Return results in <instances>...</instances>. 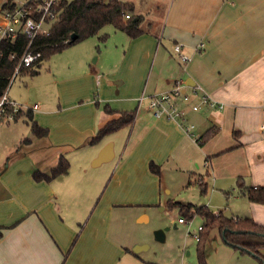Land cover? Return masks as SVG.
<instances>
[{
	"label": "crops",
	"instance_id": "crops-1",
	"mask_svg": "<svg viewBox=\"0 0 264 264\" xmlns=\"http://www.w3.org/2000/svg\"><path fill=\"white\" fill-rule=\"evenodd\" d=\"M7 1L0 0V22ZM122 1L142 16V34L113 26L112 41L108 33L99 50L94 36L71 45L50 61L40 90L31 82L26 95H9L24 113L0 131V264H165L133 251L141 235L135 224L148 220L145 206L162 202L171 185L190 180L205 185L211 211L226 208L229 217L264 225V204L238 186L239 177L264 185V0ZM161 8L157 24L144 27L145 14ZM43 62L32 67L35 76ZM177 80L184 91L200 87L224 105L194 111L181 103L195 134L209 136L202 144L150 109L151 96ZM28 111L46 135H34ZM122 112L133 113V122L92 143ZM109 143L113 158L93 165ZM62 157L67 174L36 179Z\"/></svg>",
	"mask_w": 264,
	"mask_h": 264
},
{
	"label": "trees",
	"instance_id": "trees-1",
	"mask_svg": "<svg viewBox=\"0 0 264 264\" xmlns=\"http://www.w3.org/2000/svg\"><path fill=\"white\" fill-rule=\"evenodd\" d=\"M15 5L16 2L14 0H8L3 5V10L12 8ZM134 9V4L122 0H60L56 8L58 14L56 19L51 22L49 33L38 35L32 43V49L42 53L38 64L71 45L97 35L106 25H113L116 30L124 31L130 37H138L144 32V29L140 26L142 16L134 15ZM127 15H130V17L127 18ZM73 34H77L78 38L76 40H72ZM106 38L107 35L101 36L102 41H105ZM28 43L29 39L25 35H20L14 40L3 39L0 41V97L8 89L20 57ZM12 54H16V56L13 58ZM25 70L30 71L33 75L39 72L38 69L32 67H22V71ZM23 113L22 109L16 112L15 118H20ZM28 113L34 135H46L48 130L41 127L33 119L29 111ZM133 120V113L122 112L118 118L111 119L101 127L91 142L99 141L105 135L115 132L123 126L130 125ZM207 137L209 136H202L198 142L202 144ZM30 140L27 137L24 141ZM152 168L155 172H159L157 165L152 164ZM69 170V161L62 157L50 175L36 173L35 177L37 180L43 178L52 179L67 174ZM191 183L192 181L190 180L189 184ZM238 186L250 201L264 204V185L247 186L244 178L239 177ZM200 187L203 192H206L204 184H200ZM170 205L180 208L181 218L183 219H193L196 215H200L203 218L204 223L200 226L197 246L201 264H207L206 242L211 231L215 228L219 229L227 244L255 255L260 260V264H264V255L260 252L261 248L264 247L263 224L248 217L236 218L229 217L222 211L213 212L207 205L197 207L190 203L182 204L174 201H171ZM1 236L2 229L0 228V238Z\"/></svg>",
	"mask_w": 264,
	"mask_h": 264
},
{
	"label": "rangeland",
	"instance_id": "rangeland-1",
	"mask_svg": "<svg viewBox=\"0 0 264 264\" xmlns=\"http://www.w3.org/2000/svg\"><path fill=\"white\" fill-rule=\"evenodd\" d=\"M15 1L21 3L25 0ZM162 11L163 9L161 8L158 13H146V21L142 23V25L151 30L150 27L154 24L156 25L157 20L159 21ZM111 28H113V25H106L97 35L90 39L94 42H98L96 47L97 50L102 48L108 41V33L112 34L110 35V42L112 41L115 34L114 32L117 31H113L115 28ZM117 34H124V36H126L125 33ZM103 35H107L105 43L101 40V36ZM65 52L67 51L56 53L51 59L45 60L42 67L39 68L42 72L39 75L33 76L29 73L18 74L8 87L10 93L8 95L12 97L16 95H26V85L31 82H33L36 87H39L38 90H40V86L47 83V78H50L47 72L50 61L54 57L58 60V56H62ZM34 91L35 89L31 90V92ZM54 94L53 91L50 96ZM31 95L36 96V92ZM18 123L25 124L23 120ZM13 124L15 123L7 124L0 122V131H6L5 129ZM194 186L188 183L173 184L170 186V192L163 193L162 202L158 205L145 206V214L148 220L135 224L136 228H140L139 234L141 235L138 237L139 243L132 246V249L138 245L147 246L140 251V254L146 259L160 261L165 264H201L197 250L198 240L196 235L200 233V226L204 223L203 218L200 215H196L193 219H186V222H180L182 216L180 208L170 205L171 201L182 202L184 204L192 203L197 207L205 205L206 199L209 198L208 195L205 194L196 183H194ZM220 199L219 197H215L214 201L217 203ZM229 202L233 205L231 201ZM223 209L227 212V215H231L230 210L226 208ZM166 227L169 229L166 231L165 241L156 239L154 234L155 230ZM205 252L207 264H260V260L255 255L227 244L218 228L211 231L206 242ZM260 252L264 255V247L261 248Z\"/></svg>",
	"mask_w": 264,
	"mask_h": 264
},
{
	"label": "built area",
	"instance_id": "built-area-1",
	"mask_svg": "<svg viewBox=\"0 0 264 264\" xmlns=\"http://www.w3.org/2000/svg\"><path fill=\"white\" fill-rule=\"evenodd\" d=\"M59 3L60 0H25L21 3L16 2V5L12 8L3 10V21L0 22V41L3 39L14 40L20 35H25L29 39V43L14 71L12 80L22 73V67L31 68L40 61L42 53L33 50L32 43L38 35L49 33L51 22L56 19L58 14L56 8ZM129 17L130 15H127V18ZM175 51L183 62L190 60L189 55L184 52L182 44L177 43ZM15 56L16 54H12L13 58ZM184 87V80H177L170 91L151 96L150 109L155 117H166L176 121L184 132L199 141L202 136L195 134L196 123L188 120L187 111L182 107L181 103H190L194 111H199L203 105L217 109H222L224 105L214 100L200 87L194 88L190 93L184 91ZM193 96L197 97L198 101L193 102ZM38 106L37 103L25 105V107L34 109L38 108ZM22 108V104L9 97L7 89L0 97V122L16 120V112ZM180 222H186V219L180 218ZM196 238L199 240V235H196Z\"/></svg>",
	"mask_w": 264,
	"mask_h": 264
},
{
	"label": "water",
	"instance_id": "water-1",
	"mask_svg": "<svg viewBox=\"0 0 264 264\" xmlns=\"http://www.w3.org/2000/svg\"><path fill=\"white\" fill-rule=\"evenodd\" d=\"M78 38L77 34H73L72 35V40H76ZM114 156V152H113V144L109 143L100 153L99 155L95 158V160L93 161V165H99L103 162L109 161L113 158ZM169 228H159L157 230H155L154 234L156 239L160 240V241H165L166 239V231ZM147 246H141L138 245L136 246L133 251L135 252H139L141 250H143L144 248H146Z\"/></svg>",
	"mask_w": 264,
	"mask_h": 264
}]
</instances>
